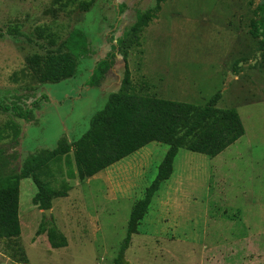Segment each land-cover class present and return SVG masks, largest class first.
Listing matches in <instances>:
<instances>
[{
	"label": "rangeland",
	"instance_id": "rangeland-1",
	"mask_svg": "<svg viewBox=\"0 0 264 264\" xmlns=\"http://www.w3.org/2000/svg\"><path fill=\"white\" fill-rule=\"evenodd\" d=\"M263 1L165 0L136 41L130 33L136 14L156 0H0V105L34 110L29 122L0 111V184L28 155L86 133L92 116L121 89L127 62L135 93L197 105L220 93L217 106L236 108L245 134L215 157L178 150L125 264H264V52L250 33ZM77 28L88 35L92 53L75 77L41 82L28 57ZM112 44L114 66L100 87L87 85ZM168 149L151 142L85 180L70 178L71 152L41 176L70 187L67 196L52 199L48 217L34 203V181L19 179L21 235L0 238V264H115L131 210ZM52 227L67 238L66 247H51Z\"/></svg>",
	"mask_w": 264,
	"mask_h": 264
},
{
	"label": "trees",
	"instance_id": "trees-1",
	"mask_svg": "<svg viewBox=\"0 0 264 264\" xmlns=\"http://www.w3.org/2000/svg\"><path fill=\"white\" fill-rule=\"evenodd\" d=\"M164 1L156 0L154 7L137 12L136 20L130 28V33L136 41H139L143 29L157 18ZM91 5L92 2L85 3L88 8ZM257 9L259 16L252 19L250 33L258 39L259 48L264 52V3L259 4ZM123 11V7H120L119 12L122 14ZM120 41L122 42V39ZM50 43L54 48H47L44 54L28 57L29 65L43 83L60 82L75 77L80 60L92 53L88 35L79 28L73 29L60 42L51 39ZM117 54V46L112 44V50L106 57L97 61L86 84L100 87L114 66ZM124 59L127 61L126 56ZM220 98L221 94L217 93L206 104L197 105L135 93L131 71L126 62L121 89L111 93L104 108L92 116L86 133L72 143L66 137H62L55 148L41 149L28 155L20 170L11 171L3 176L0 184V238L21 235L19 179L31 178L38 187L34 203L43 209H49L52 199L67 196L70 187L67 185L59 189L41 176L45 168L60 162L64 157L68 158L71 152L75 171L70 170V178L85 180L136 153L151 142L163 143L168 145L169 149L159 166L155 180L147 188L145 196L138 200L131 210L127 235L115 258V264H125V253L130 247L132 236L138 233L140 222L148 213L152 199L161 184L171 177L178 150L186 148L192 152L215 157L245 134L238 110L219 108L217 103ZM32 105L39 108V99ZM0 111L10 112L14 117L26 122L34 119L33 108H23L18 104L0 105ZM20 133V130L16 129L15 139ZM48 239L52 248L68 245L67 238L56 227L49 229Z\"/></svg>",
	"mask_w": 264,
	"mask_h": 264
},
{
	"label": "water",
	"instance_id": "water-1",
	"mask_svg": "<svg viewBox=\"0 0 264 264\" xmlns=\"http://www.w3.org/2000/svg\"><path fill=\"white\" fill-rule=\"evenodd\" d=\"M263 3H264V1H263ZM45 212H46L47 217L50 216V209H46Z\"/></svg>",
	"mask_w": 264,
	"mask_h": 264
},
{
	"label": "crops",
	"instance_id": "crops-1",
	"mask_svg": "<svg viewBox=\"0 0 264 264\" xmlns=\"http://www.w3.org/2000/svg\"><path fill=\"white\" fill-rule=\"evenodd\" d=\"M97 174H98V173H97ZM97 174H96V175H97ZM94 176H95V175H94Z\"/></svg>",
	"mask_w": 264,
	"mask_h": 264
}]
</instances>
